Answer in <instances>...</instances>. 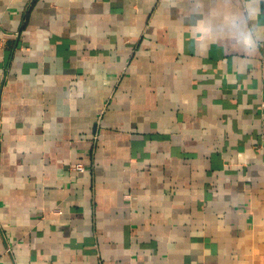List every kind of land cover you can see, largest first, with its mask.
<instances>
[{
	"label": "crops",
	"instance_id": "1",
	"mask_svg": "<svg viewBox=\"0 0 264 264\" xmlns=\"http://www.w3.org/2000/svg\"><path fill=\"white\" fill-rule=\"evenodd\" d=\"M0 264H264V0H0Z\"/></svg>",
	"mask_w": 264,
	"mask_h": 264
},
{
	"label": "clouds",
	"instance_id": "2",
	"mask_svg": "<svg viewBox=\"0 0 264 264\" xmlns=\"http://www.w3.org/2000/svg\"><path fill=\"white\" fill-rule=\"evenodd\" d=\"M233 31L240 32V21H233ZM256 47V37L252 31L240 32V51L246 55L254 52Z\"/></svg>",
	"mask_w": 264,
	"mask_h": 264
},
{
	"label": "built area",
	"instance_id": "3",
	"mask_svg": "<svg viewBox=\"0 0 264 264\" xmlns=\"http://www.w3.org/2000/svg\"><path fill=\"white\" fill-rule=\"evenodd\" d=\"M77 168H79V169H81V167L78 165V167Z\"/></svg>",
	"mask_w": 264,
	"mask_h": 264
}]
</instances>
